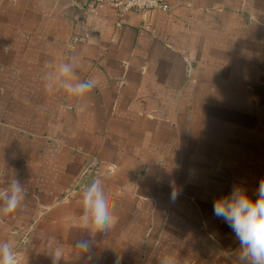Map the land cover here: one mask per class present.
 Instances as JSON below:
<instances>
[{
    "label": "crops",
    "instance_id": "crops-1",
    "mask_svg": "<svg viewBox=\"0 0 264 264\" xmlns=\"http://www.w3.org/2000/svg\"><path fill=\"white\" fill-rule=\"evenodd\" d=\"M164 1L169 12L144 17L93 0H0V171L27 188L0 240L22 264H51L49 235L61 264H85L80 193L63 196L92 156L116 167L98 264H157L169 245L208 264L210 234L238 247L212 208L235 184L255 198L264 178V0ZM69 57L99 82L82 100L40 83L46 63Z\"/></svg>",
    "mask_w": 264,
    "mask_h": 264
},
{
    "label": "clouds",
    "instance_id": "clouds-1",
    "mask_svg": "<svg viewBox=\"0 0 264 264\" xmlns=\"http://www.w3.org/2000/svg\"><path fill=\"white\" fill-rule=\"evenodd\" d=\"M130 6L157 7V0H129ZM79 63L72 58L59 63L48 62L40 72V83L46 95L65 91L77 100H82L98 87L96 78L79 79L76 69ZM78 107L83 108L82 105ZM87 179L80 190L81 213L75 218L76 227L81 236L75 240L74 248L84 257L85 264H98L95 251L97 234L107 237L116 222L115 204L112 198L111 173L104 162L92 158L85 165ZM0 218L13 215L20 209L27 196V188L15 176L9 177L6 170L0 171ZM180 190L173 187L170 198L174 201ZM213 215L222 220L234 234L238 247H223L215 234H210L208 247L212 258L219 256L223 264H264V178L259 181L253 198L242 185L235 184L223 195L213 201ZM47 251L44 252L51 264H61L64 260L63 246L55 236L45 238ZM210 259L208 264H214ZM121 257L116 256L114 264H120ZM23 257L15 242L0 240V264H22ZM157 264H185L180 252L174 245L167 246L157 258Z\"/></svg>",
    "mask_w": 264,
    "mask_h": 264
},
{
    "label": "built area",
    "instance_id": "built-area-1",
    "mask_svg": "<svg viewBox=\"0 0 264 264\" xmlns=\"http://www.w3.org/2000/svg\"><path fill=\"white\" fill-rule=\"evenodd\" d=\"M97 3L106 4L109 6H113L118 10L119 16H124L126 14L132 13V12H138L142 14L144 17L147 15L149 11H163V12H169L170 6L164 1V0H157L158 6L157 7H136V6H130L129 0H93ZM83 40V39H82ZM96 158L100 161L104 162L105 167L107 170L112 174L115 171L114 165H109L107 162H105L103 159H101L98 156H92L90 159ZM87 177H85V167L82 169L81 173L73 180L71 185L67 188V190L64 193L63 199H69V198H75L82 188L83 183ZM30 242V239L28 235L22 236L20 240V245L26 246Z\"/></svg>",
    "mask_w": 264,
    "mask_h": 264
}]
</instances>
